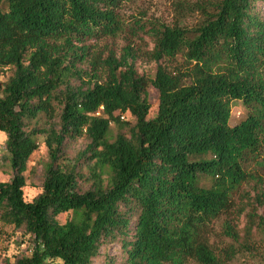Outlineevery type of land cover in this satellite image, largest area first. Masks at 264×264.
<instances>
[{
    "label": "trees",
    "instance_id": "16d2710c",
    "mask_svg": "<svg viewBox=\"0 0 264 264\" xmlns=\"http://www.w3.org/2000/svg\"><path fill=\"white\" fill-rule=\"evenodd\" d=\"M121 1L0 0V131L11 170L0 181V223L32 242L4 264H92L113 244L118 253H103L102 264L234 257L211 247L207 229L242 182L259 179L247 164L264 166V12L254 0H197L187 5L201 15L194 26L136 23L152 40L149 60L181 54L187 63L157 64L147 78L131 45L102 57L87 43L123 30ZM148 85L158 92L151 118ZM233 101L242 114L230 125ZM39 137L48 160L28 201L24 173ZM80 137L87 143L70 158ZM255 202L264 207V192Z\"/></svg>",
    "mask_w": 264,
    "mask_h": 264
},
{
    "label": "rangeland",
    "instance_id": "374dc122",
    "mask_svg": "<svg viewBox=\"0 0 264 264\" xmlns=\"http://www.w3.org/2000/svg\"><path fill=\"white\" fill-rule=\"evenodd\" d=\"M195 1L197 0H122L118 11L123 22V30L116 36L103 37L87 43L91 45V51L101 54L102 57H106L110 51L119 56L123 47L131 45L136 55L135 66L138 72L147 78L153 77L157 64L169 69L184 68L187 63L181 54L174 58L162 59L158 63L149 60L148 52L153 47L152 40L148 33L134 28L133 25L157 21L168 25L194 26L200 20L201 15L198 11L188 10L187 5ZM254 5L260 13L264 12V0H254ZM81 66L87 68L88 64ZM10 73V70H6L1 76V81H5ZM75 82L78 83V80ZM147 91L151 106L147 118H151L157 109L158 92L152 85H148ZM241 114V101H233L229 118L230 125ZM125 120L129 123L134 122L128 114L125 115ZM115 132V126L111 124V133ZM5 140V133L0 131V181H8L11 177ZM38 142L39 146L30 156L24 173L26 185L23 193L28 201L32 200L41 190L44 166L48 160L42 137H39ZM86 143L87 140L84 137L70 142L68 156L74 157ZM246 169L257 174L259 179L248 177L242 182L231 197L229 210L213 219L207 229L208 242L215 251L221 252L230 247L235 251L234 257L228 264H264V225L260 223V217L264 215V207L255 202V196L264 192V166L258 164L257 161H252L247 164ZM69 217L70 213H62L57 216V219L60 223H64ZM230 231L234 233V237L230 235ZM30 247H32V242L29 236L14 230L12 226L0 223V264H4L5 259L13 261L16 256L29 251ZM101 253L92 264H102L103 253L108 255L118 253V245H106L101 248Z\"/></svg>",
    "mask_w": 264,
    "mask_h": 264
}]
</instances>
